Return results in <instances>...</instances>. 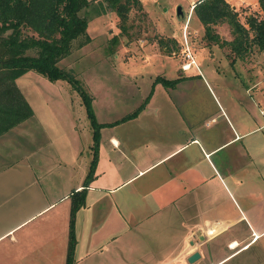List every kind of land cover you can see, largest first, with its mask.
Masks as SVG:
<instances>
[{
    "label": "crops",
    "instance_id": "crops-1",
    "mask_svg": "<svg viewBox=\"0 0 264 264\" xmlns=\"http://www.w3.org/2000/svg\"><path fill=\"white\" fill-rule=\"evenodd\" d=\"M192 57L184 69L159 58L161 73L146 69L148 84L136 81L134 108L97 120L141 105L99 128L86 185L92 130L80 96L47 97L38 113L15 78L33 114L8 130L33 121L39 137L0 167V264H65L70 195L82 186L72 264H264V96L223 92ZM63 80L49 81L65 90Z\"/></svg>",
    "mask_w": 264,
    "mask_h": 264
},
{
    "label": "rangeland",
    "instance_id": "rangeland-1",
    "mask_svg": "<svg viewBox=\"0 0 264 264\" xmlns=\"http://www.w3.org/2000/svg\"><path fill=\"white\" fill-rule=\"evenodd\" d=\"M226 1L236 10L237 18L242 23L248 14H262L257 0ZM127 4L128 10L125 20L122 21V30L119 26L121 21L118 20L110 0H87L86 5L78 12L86 21L85 33L89 39L81 45H78V42L84 37L73 39L69 52L57 61L59 66L73 74L81 88L91 96L96 120L101 121L133 109L140 100L139 91L135 87V84H138L136 81L148 84L146 69L161 73V58L165 60L167 56H171V60L175 62L178 59L181 62L187 61L188 58L182 54L185 45L192 56L195 52L199 69L207 67L212 70L223 92L235 96H254L253 92L260 90L264 96V52L254 46L249 52L250 55L248 53L250 62L247 64L236 60L242 59L239 56L234 62H229L231 54L225 52L229 46L209 40L203 35V27L188 8V0H129ZM177 4L181 5L183 16L175 14ZM187 11L190 16L184 30ZM213 30L218 39L229 40L232 37L225 22L214 24ZM153 54L157 55V58H153ZM143 58H150V62L153 60L154 66L147 68L146 62L149 61ZM164 66L165 74L171 68H166L167 62ZM195 66L192 65L187 72L194 74ZM140 72L144 75L137 78ZM39 80L40 88L37 87ZM16 81L21 89H24L31 103H34L38 113L39 106L43 105V100L47 97H67L70 90L73 96L79 98L74 88L71 91L72 87L66 80L63 81L68 87L64 90L58 87V82L54 84L31 69L20 74ZM249 85L253 87L246 92L244 88ZM58 89L60 93L54 94ZM56 102L51 100L46 103L56 109L60 105ZM67 103L70 104L68 101ZM63 105L66 106V102H63ZM38 137L33 121L0 135V167L25 153L37 143ZM261 240L264 239L259 241Z\"/></svg>",
    "mask_w": 264,
    "mask_h": 264
},
{
    "label": "trees",
    "instance_id": "trees-1",
    "mask_svg": "<svg viewBox=\"0 0 264 264\" xmlns=\"http://www.w3.org/2000/svg\"><path fill=\"white\" fill-rule=\"evenodd\" d=\"M128 1L110 0L121 21L119 26L122 30ZM86 3L87 0H0V135L33 114L31 106L15 83L17 76L31 69L48 80H66L78 92L92 130V156L83 179L84 185L93 174L99 128L132 117L141 107L139 105L111 122H98L91 106V96L81 88L68 69L57 64L69 52L73 39L84 37L78 45L89 39L85 33L86 21L78 12ZM257 4L262 14H248L245 24L238 20L236 10L226 0H202L193 6L191 12L201 23L203 35L207 39L229 46L232 62L235 57H243L245 53L251 52L254 46L258 50L264 49V0H257ZM220 22L229 26L231 39H218L213 25ZM155 80L172 85L176 78L167 79L158 75ZM84 195V186L73 190L70 195L65 264H72L75 243L73 218L75 210L84 202Z\"/></svg>",
    "mask_w": 264,
    "mask_h": 264
},
{
    "label": "built area",
    "instance_id": "built-area-1",
    "mask_svg": "<svg viewBox=\"0 0 264 264\" xmlns=\"http://www.w3.org/2000/svg\"><path fill=\"white\" fill-rule=\"evenodd\" d=\"M200 1H202V0H188V8L190 9V11H192L193 6H194L196 3L200 2ZM189 16H190V12L187 11V14H186V17H185V25H184V27H183L184 30H185L186 23H187V21H188V17H189ZM183 32H184V31H183ZM183 36H185V33H184ZM184 39H185V38H184ZM185 40H186V39H185ZM182 54H184V56H185L186 58H188V59H187V61L182 62L181 65H180V67H181L182 69H184V68H188V65H189L190 63H194V62H193L194 60H193L192 55L190 54V51H189V48H188L187 45H185L184 48L182 49Z\"/></svg>",
    "mask_w": 264,
    "mask_h": 264
},
{
    "label": "water",
    "instance_id": "water-1",
    "mask_svg": "<svg viewBox=\"0 0 264 264\" xmlns=\"http://www.w3.org/2000/svg\"><path fill=\"white\" fill-rule=\"evenodd\" d=\"M175 14L178 15V16H183V13H182L181 5L180 4H177L175 6Z\"/></svg>",
    "mask_w": 264,
    "mask_h": 264
},
{
    "label": "bare ground",
    "instance_id": "bare-ground-1",
    "mask_svg": "<svg viewBox=\"0 0 264 264\" xmlns=\"http://www.w3.org/2000/svg\"><path fill=\"white\" fill-rule=\"evenodd\" d=\"M188 67H189V65H188Z\"/></svg>",
    "mask_w": 264,
    "mask_h": 264
}]
</instances>
